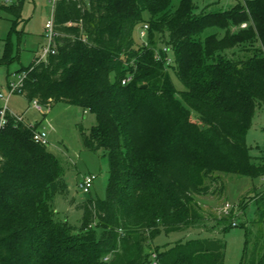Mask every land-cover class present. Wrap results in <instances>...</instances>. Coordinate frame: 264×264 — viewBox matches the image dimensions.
Returning a JSON list of instances; mask_svg holds the SVG:
<instances>
[{"label":"trees","instance_id":"16d2710c","mask_svg":"<svg viewBox=\"0 0 264 264\" xmlns=\"http://www.w3.org/2000/svg\"><path fill=\"white\" fill-rule=\"evenodd\" d=\"M23 4L0 8L14 25ZM54 20L62 34L56 53L23 66L18 72L27 76L16 93L96 114L84 143L106 153V196L77 203L79 226L58 220L55 196L69 198L59 159L33 140L37 124L28 127L7 111L0 129V264H227L225 243L214 238L179 240L155 248L154 257L150 247L162 231L202 220L199 197L224 191V174L264 177L263 157L257 162L247 144L264 106V0L201 13L194 0H59ZM140 24L149 25L146 44L134 38ZM209 28L217 31L205 35ZM11 60L7 45L0 64ZM250 198L251 222L259 225L264 187ZM244 225L240 264H264V240Z\"/></svg>","mask_w":264,"mask_h":264},{"label":"rangeland","instance_id":"374dc122","mask_svg":"<svg viewBox=\"0 0 264 264\" xmlns=\"http://www.w3.org/2000/svg\"><path fill=\"white\" fill-rule=\"evenodd\" d=\"M15 0H0V7ZM180 0H174L177 6ZM244 0H194L197 13L226 10ZM52 16V3L48 0H24L21 16L16 20L13 15L0 8V58L5 55L7 45L12 54V60L7 64H0V98L1 105L17 114H22L28 123L37 124V128L48 133L47 148L56 154L63 168V175L69 185L68 199L57 194L54 200L56 218L68 220L79 226L82 211L77 203L87 197L104 198L109 177V166L106 153L103 150H93L84 143V137L97 123L96 114L91 110L65 102H55L53 105L37 109L33 102H29L23 95L10 93L9 80H17L18 72L23 66H28L37 52L47 44L45 37V23ZM148 13H145V17ZM142 24L134 30L137 43L140 39ZM217 31L209 28L206 34ZM146 43V42H144ZM176 89H183V84L170 69ZM247 144L250 153L256 157H263L264 161V106L258 109L253 125L247 133ZM87 175H94V184L90 193H84L79 184ZM224 191L217 194L200 196L203 219L191 226L174 231H162L151 243L150 251L154 257L155 248L160 250L171 246L175 242L187 241L194 238H214L225 243L226 263L240 264L245 249L246 226L259 233L264 240V222L257 225L251 222L255 218L256 205L250 201L254 188L264 187V177H251L239 174H224ZM75 198L76 203L69 199ZM231 203L228 212L224 206ZM229 218L232 225L223 230L224 219ZM237 225L233 226V223ZM100 229H98V233Z\"/></svg>","mask_w":264,"mask_h":264},{"label":"built area","instance_id":"2783aa9c","mask_svg":"<svg viewBox=\"0 0 264 264\" xmlns=\"http://www.w3.org/2000/svg\"><path fill=\"white\" fill-rule=\"evenodd\" d=\"M50 3H52V16L49 17L45 23V37L48 39L47 44H45L42 48L41 51L38 52L37 54V60L40 61H47L49 55H52L54 53H56L57 48H58V44H59V40L62 36L61 32L56 28L55 25V20H54V9H55V5L57 3V1L59 0H48ZM72 1V0H71ZM75 23L73 22H68V25H73ZM242 26H246V24H243ZM148 28L149 25L148 24H144L142 26V28L140 29L139 35H140V39L144 42H146V38H147V34H148ZM146 44V43H145ZM169 48L168 47H164L163 51L169 53ZM160 54V53H159ZM158 54V58H160ZM168 63H171L173 61L172 57L170 55H167L166 58ZM27 76V71H23L21 73L18 74V79L17 80H13L10 79L8 84H9V89H10V93H16L20 90V88L22 87L24 80ZM132 75L127 76L126 78L123 79V84H126L127 82L132 80ZM1 94H0V98H1ZM34 103V106L39 109L42 110L43 106L37 101L34 100L32 101ZM7 111H9L7 105H1L0 104V129L2 127H4V125L7 123ZM12 114H14V116L16 117V119L18 121L23 122L24 124H26L28 127H33V123H28L22 114H15L12 112ZM32 138L36 143L42 144V145H49V141H48V133L45 130L39 129V128H34L33 133H32ZM94 179L95 176L94 175H87L83 178L82 182L79 184L80 189L84 192V193H88L93 184H94ZM232 207L231 203H227L224 206V210L226 212H228L230 210V208ZM233 225H236V222L234 221Z\"/></svg>","mask_w":264,"mask_h":264},{"label":"crops","instance_id":"0c3cea01","mask_svg":"<svg viewBox=\"0 0 264 264\" xmlns=\"http://www.w3.org/2000/svg\"><path fill=\"white\" fill-rule=\"evenodd\" d=\"M37 54H38V52L36 53V55L35 56H37ZM12 112V111H11ZM13 113H15V112H13ZM15 114H17V113H15Z\"/></svg>","mask_w":264,"mask_h":264}]
</instances>
